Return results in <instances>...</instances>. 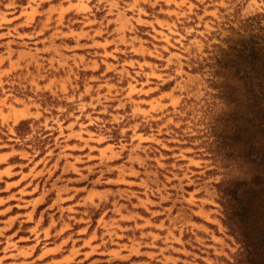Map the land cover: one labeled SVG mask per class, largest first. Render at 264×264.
I'll use <instances>...</instances> for the list:
<instances>
[{
	"label": "rangeland",
	"instance_id": "1",
	"mask_svg": "<svg viewBox=\"0 0 264 264\" xmlns=\"http://www.w3.org/2000/svg\"><path fill=\"white\" fill-rule=\"evenodd\" d=\"M264 0H0V264H234L218 45Z\"/></svg>",
	"mask_w": 264,
	"mask_h": 264
},
{
	"label": "trees",
	"instance_id": "2",
	"mask_svg": "<svg viewBox=\"0 0 264 264\" xmlns=\"http://www.w3.org/2000/svg\"><path fill=\"white\" fill-rule=\"evenodd\" d=\"M231 31L216 46L208 82L229 106L212 128L218 152L241 177L216 189L222 223L240 245L234 264H264V15Z\"/></svg>",
	"mask_w": 264,
	"mask_h": 264
}]
</instances>
